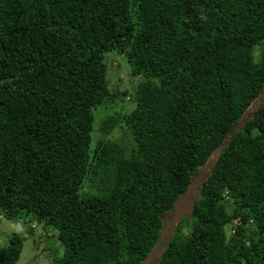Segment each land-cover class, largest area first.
Returning a JSON list of instances; mask_svg holds the SVG:
<instances>
[{
    "label": "trees",
    "instance_id": "trees-1",
    "mask_svg": "<svg viewBox=\"0 0 264 264\" xmlns=\"http://www.w3.org/2000/svg\"><path fill=\"white\" fill-rule=\"evenodd\" d=\"M263 90L264 0H0V218L52 264H143L222 149L157 264H264Z\"/></svg>",
    "mask_w": 264,
    "mask_h": 264
},
{
    "label": "rangeland",
    "instance_id": "rangeland-1",
    "mask_svg": "<svg viewBox=\"0 0 264 264\" xmlns=\"http://www.w3.org/2000/svg\"><path fill=\"white\" fill-rule=\"evenodd\" d=\"M261 49L258 47L255 50V55L260 56ZM109 57H113V54H109ZM115 57V56H114ZM113 58V62L109 64V79L111 80L113 76L118 77L119 74H124L127 77L129 73V65L124 57L116 56V61ZM119 65V66H118ZM120 78V77H119ZM121 79V78H120ZM114 81V80H113ZM118 83V82H113ZM125 83L122 84L125 86ZM128 84H126L127 86ZM264 104V90L260 97L252 104V106L247 110L240 123L237 125L236 129H240L243 125L253 118L259 108ZM126 107L133 110L136 105L135 103H126ZM103 116V112L98 114V117ZM114 135H119L116 131ZM222 149H219L211 157L209 162L204 166L197 175L193 176L192 184L190 185L188 191L183 194L176 202L172 211L164 216L165 226L159 240V243L152 251L148 259L143 264H157L161 258L167 243L172 238L179 224L185 219H188L191 215L193 204L200 197L201 186L203 182L210 176L213 165ZM35 225L34 229H31ZM32 230V232H30ZM47 231L46 238H43V226L34 224H23L4 218H0V240L3 245H7L9 238L13 234H19L24 239V248L20 260L17 264H52V256L50 254V249L47 245L55 241L54 230L49 228ZM56 245H59L56 240ZM46 247V248H45ZM55 248V246H53Z\"/></svg>",
    "mask_w": 264,
    "mask_h": 264
},
{
    "label": "clouds",
    "instance_id": "clouds-1",
    "mask_svg": "<svg viewBox=\"0 0 264 264\" xmlns=\"http://www.w3.org/2000/svg\"><path fill=\"white\" fill-rule=\"evenodd\" d=\"M35 227V226H34ZM55 234V233H54ZM54 234H52L53 236H55Z\"/></svg>",
    "mask_w": 264,
    "mask_h": 264
}]
</instances>
